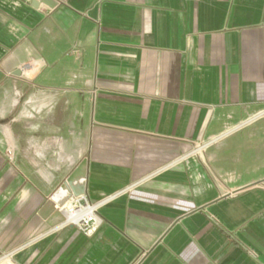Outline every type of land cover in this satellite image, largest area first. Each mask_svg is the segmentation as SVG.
Instances as JSON below:
<instances>
[{
    "label": "crops",
    "instance_id": "1",
    "mask_svg": "<svg viewBox=\"0 0 264 264\" xmlns=\"http://www.w3.org/2000/svg\"><path fill=\"white\" fill-rule=\"evenodd\" d=\"M0 264H264V0H0Z\"/></svg>",
    "mask_w": 264,
    "mask_h": 264
},
{
    "label": "built area",
    "instance_id": "2",
    "mask_svg": "<svg viewBox=\"0 0 264 264\" xmlns=\"http://www.w3.org/2000/svg\"><path fill=\"white\" fill-rule=\"evenodd\" d=\"M35 69L33 63H21L16 74L28 77ZM204 144L199 145L202 147ZM197 146L198 148H200ZM110 197H104L101 200L93 201L85 193L79 196H70L65 203L57 206L63 219L61 226L74 227L84 236H92L101 226L103 220L99 214V209L109 200Z\"/></svg>",
    "mask_w": 264,
    "mask_h": 264
},
{
    "label": "water",
    "instance_id": "3",
    "mask_svg": "<svg viewBox=\"0 0 264 264\" xmlns=\"http://www.w3.org/2000/svg\"><path fill=\"white\" fill-rule=\"evenodd\" d=\"M87 159H83L68 175L65 181L51 195V200L58 206L67 201L70 196L86 193Z\"/></svg>",
    "mask_w": 264,
    "mask_h": 264
},
{
    "label": "rangeland",
    "instance_id": "4",
    "mask_svg": "<svg viewBox=\"0 0 264 264\" xmlns=\"http://www.w3.org/2000/svg\"><path fill=\"white\" fill-rule=\"evenodd\" d=\"M199 147H200V146H199ZM202 148H203V147H202ZM202 148H198V147H196V150H200V149H202ZM193 149H194V148H191V150H193ZM201 151H202V150H201ZM201 151H200V152H201ZM200 152H199V153H200Z\"/></svg>",
    "mask_w": 264,
    "mask_h": 264
}]
</instances>
